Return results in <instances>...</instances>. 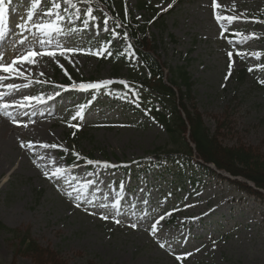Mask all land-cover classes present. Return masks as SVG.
Wrapping results in <instances>:
<instances>
[{
	"label": "rangeland",
	"instance_id": "374dc122",
	"mask_svg": "<svg viewBox=\"0 0 264 264\" xmlns=\"http://www.w3.org/2000/svg\"><path fill=\"white\" fill-rule=\"evenodd\" d=\"M59 1L56 13L58 0H42L39 6L34 0H12L3 17L10 21L0 44L11 53L0 62L9 65L32 50L58 47L100 50L104 55L99 41L89 42L105 32L121 48L128 47L129 40L117 35L106 19L89 25L83 35V23L74 24L87 18V9L75 10L68 0ZM139 1L126 0V6L136 19L148 22L167 79L182 66L192 75L189 110L195 107L212 133L217 123H226L218 137L223 145L260 146L264 152V20L257 17L264 11V0H152L156 19L138 7ZM70 9L66 21L71 31L45 33L34 27L55 23L57 15ZM217 15L238 19L217 21ZM100 56L81 51L61 56L57 51L55 57H35L34 64L18 63L24 75L8 74V83L20 87L5 90L13 96L4 103L23 96H42L44 102L32 101L26 108L13 103L6 110L9 116L0 110V119H6V126L0 127V222L29 232L41 248L58 252L66 264H264L263 199L238 193L229 181L206 176L195 167L186 168L184 177L176 176V170L159 176L123 172L121 165L171 146L167 130L145 110L135 113L117 102L113 108L98 102L79 119V100L92 90L80 85L114 76L113 64ZM128 59L135 68L142 64L131 49ZM244 68L256 71L241 80ZM68 74L96 80L77 79L67 86ZM121 74L127 76L128 69ZM3 95L0 91V102ZM154 105L161 108L158 101ZM73 125L83 130L75 144L68 137ZM87 154L93 157L85 158ZM57 167L66 170L64 177L44 175L51 176ZM101 213L109 219H102ZM36 260L19 253L17 238L0 230V264H44Z\"/></svg>",
	"mask_w": 264,
	"mask_h": 264
},
{
	"label": "trees",
	"instance_id": "16d2710c",
	"mask_svg": "<svg viewBox=\"0 0 264 264\" xmlns=\"http://www.w3.org/2000/svg\"><path fill=\"white\" fill-rule=\"evenodd\" d=\"M116 5V4H115ZM141 7H144L141 4ZM121 8V6L119 7ZM131 22L130 29L135 34L137 42L140 44L142 50L148 51L149 37L146 34V28L144 25L138 22ZM146 54V53H145ZM145 57L150 58L148 55ZM148 60V59H147ZM149 61V60H148ZM157 72L158 67L155 65ZM115 72L118 74L119 66H115ZM158 74V73H157ZM162 73L159 74L157 83L160 85V89L168 95L169 106L171 108L172 115H167L164 112L156 113L159 119H162L166 124V128L169 132L172 148H160L153 152L158 156H163L171 161L175 160V156L186 157L191 159L194 152H197V156L204 162L213 163L219 169L226 170L235 176H242L245 179L252 181L256 186L264 189V152L260 146H225L218 140L221 136L220 130L226 125L217 123L216 132L211 134L210 128H208L202 118V115L197 111L195 107L189 108L186 105L188 99H191L192 85L191 78L188 74L187 67H181L179 71L174 73L175 80H183L187 90L179 93L180 105L186 112L188 124L190 126V139L186 138L187 123L182 118L181 111L178 109L175 100V93L172 87L165 84L160 79ZM145 82L148 84L147 80ZM172 83L175 84L174 81ZM157 90V89H155ZM140 96V95H136ZM187 96V98H186ZM187 99V101H186ZM227 127L225 126V129ZM191 143L195 149L192 148ZM153 165L159 163L160 160L151 158L149 160ZM241 187L245 188L247 185L238 183ZM0 230H6L13 234L17 238L18 251L21 254H28L33 257L37 262L42 261L44 264H66L63 258L58 252H53L46 248H41L34 241L29 232L26 234L18 229H10L0 222Z\"/></svg>",
	"mask_w": 264,
	"mask_h": 264
},
{
	"label": "snow or ice",
	"instance_id": "6c2138e0",
	"mask_svg": "<svg viewBox=\"0 0 264 264\" xmlns=\"http://www.w3.org/2000/svg\"><path fill=\"white\" fill-rule=\"evenodd\" d=\"M10 2H11V0H9V3H10ZM41 2H42V0H34V6H39V4H40ZM68 2H71V0H68ZM60 6H61V5H59V4H56V5H55V7H57V8H59ZM73 6H74V5H73ZM214 6H215V7H219V5H215V4H214ZM7 11H8V6H7L6 2H5V0H0V21L3 20V17H4V15H5V13H6ZM48 14H51V10H49V13H48ZM87 15H88V16H93V9L89 8V9L87 10ZM57 19H58V20H59V19H63V17L57 15ZM216 19H217V21H221V20L234 21V20L238 19V17H237V16H220V15H217V16H216ZM105 23H107V21H105ZM19 27L22 28V29L27 30V29H26V25L23 24V23H21V24L19 25ZM34 27L37 28L39 31H41V32H45V33H51V32H55V31H60L59 25H57V24H55V23H52V22H49V23H37V24H34ZM116 34L119 35V33H116ZM125 35H127V34L125 33ZM4 36H5V33L3 32L2 29H0V39H3ZM245 39H246V38H245ZM24 42H25L24 40H21V41H20L21 44H23ZM129 47H131V45H130ZM57 51L59 52V54H60L61 56L65 55V53H67V52H78V51L86 52V53H88V54H93V55H97V56L103 54L100 50H97V51L93 52L91 49L59 48V47H58L56 50H52V51H44V52H37V51H35V50H32V51L28 52V53H27L26 55H24V56H18V57H17L16 59H14V60L11 62V64H9V65H5L4 63L0 62V70H2V71L5 72V73H9V74L24 75V73L21 72L20 69L16 67V65H17L18 63H19L21 66H23V65L25 64V62H28V63L34 64V63H36L35 57H37V56H42V55H47V56H49V57H55L56 54H57ZM105 51H107V50L105 49ZM109 55H111V53H109ZM227 55H228L229 58H231L233 54H232V52H228ZM61 67H62V66H61ZM231 67H232V65H231V63H230V64H229V74H230ZM251 70H252V69H249V71H251ZM41 75H43V74H41ZM109 83H112V81H107V80H106V81L97 82V83H91V84H87V85H85V84H81V85H80V88H81V89H84V90L89 89V88H91V89H99V88H101L103 85H107V84H109ZM121 83H126V82L121 81ZM261 83H264V81H261ZM7 87H8V89H10V90L18 91L20 86L15 85V84H13V83H8V84H7ZM48 98L51 99V97H48ZM32 101H36L37 103H43V102H44V97H42V96H40V97H37V96H23L21 100L14 101L13 103H14L16 106L20 107V108H26V107H30V106H32L31 103H30V102H32ZM26 102H29V103H26ZM13 103H7V102H5V103H0V110H4V114H5L6 116L11 115V114H10L8 111H6V110H7L8 108H10V107H13ZM83 111H84V109L81 108L80 111L77 112V116H79V117L82 118V116H83ZM73 119H75V117H74ZM13 122H14V123H19V121H16L15 119H13ZM26 126H27V125H25V127H26ZM73 126L75 127L76 125H73ZM21 146L23 147L24 145L22 144ZM29 146H30V147L32 146V145H31V142H29ZM43 146H44L45 148L51 147V148H53V149H55V148L58 147V145H56V144H52V145H50V146L47 145V144H45V145H43ZM88 163L91 164V163H93V161H90V160H89ZM96 163H97V164H100L101 162L97 161ZM104 166H105V167H108L109 165L107 164V162H104ZM65 171H66V170H65L64 168H62V167H57V168L55 169V171L51 174V176L49 175L48 172H45L44 175H45L46 177H49V178H52V177H64V175H65ZM89 183H90V182H86L85 185H84V187L87 188L88 185H89ZM76 191H78V190H76ZM77 207H80V205L77 204ZM101 217H102V219H105V220L109 219V216L104 215L103 213H101ZM160 219L163 220L164 217L161 216ZM115 222H116L117 224H119V223H120V220H119V219H116ZM131 226H132L133 228L137 227L136 224H132ZM152 230H153V232L155 233V231H156L155 226H153V229H152ZM161 246L163 247L164 245H161ZM176 258H177L178 260H182L184 257H183V256H177Z\"/></svg>",
	"mask_w": 264,
	"mask_h": 264
},
{
	"label": "bare ground",
	"instance_id": "6f19581e",
	"mask_svg": "<svg viewBox=\"0 0 264 264\" xmlns=\"http://www.w3.org/2000/svg\"><path fill=\"white\" fill-rule=\"evenodd\" d=\"M13 91V90H12ZM1 122V121H0ZM6 126V123H0V127H5ZM0 130H1V128H0ZM1 132H3V131H1ZM3 139H4V137H3Z\"/></svg>",
	"mask_w": 264,
	"mask_h": 264
}]
</instances>
